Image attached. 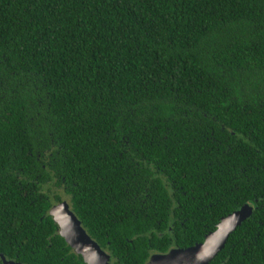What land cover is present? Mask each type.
<instances>
[{"label": "trees", "instance_id": "trees-1", "mask_svg": "<svg viewBox=\"0 0 264 264\" xmlns=\"http://www.w3.org/2000/svg\"><path fill=\"white\" fill-rule=\"evenodd\" d=\"M111 264L201 244L264 264V0H0V264Z\"/></svg>", "mask_w": 264, "mask_h": 264}, {"label": "water", "instance_id": "water-1", "mask_svg": "<svg viewBox=\"0 0 264 264\" xmlns=\"http://www.w3.org/2000/svg\"><path fill=\"white\" fill-rule=\"evenodd\" d=\"M251 213V208H242L238 212L222 218L216 229L207 234L203 243L187 249H170L165 254H153L146 264H209L223 249L229 234ZM58 228L59 236L80 256L84 264H111L109 255L91 239L81 227L80 222L63 201L54 205L49 212ZM3 264H20L3 259Z\"/></svg>", "mask_w": 264, "mask_h": 264}, {"label": "rangeland", "instance_id": "rangeland-1", "mask_svg": "<svg viewBox=\"0 0 264 264\" xmlns=\"http://www.w3.org/2000/svg\"><path fill=\"white\" fill-rule=\"evenodd\" d=\"M64 201L68 204V200H67V198H64ZM242 208H250V206L249 205H245V206H243ZM242 208H240L238 211H240ZM70 210V209H69ZM238 211H236V212H238Z\"/></svg>", "mask_w": 264, "mask_h": 264}]
</instances>
